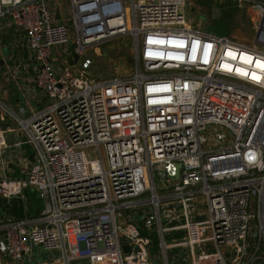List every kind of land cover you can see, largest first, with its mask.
<instances>
[{
  "label": "built area",
  "instance_id": "obj_1",
  "mask_svg": "<svg viewBox=\"0 0 264 264\" xmlns=\"http://www.w3.org/2000/svg\"><path fill=\"white\" fill-rule=\"evenodd\" d=\"M65 1L0 0L29 54L12 72L41 104L0 100L18 122L0 126V156L12 133L35 158L0 175V196L43 201L37 222L0 220V264H152L153 245L164 264H264V0H239L252 42L193 26L188 0H67L66 15ZM121 34L134 70L90 77L86 50Z\"/></svg>",
  "mask_w": 264,
  "mask_h": 264
},
{
  "label": "rangeland",
  "instance_id": "obj_2",
  "mask_svg": "<svg viewBox=\"0 0 264 264\" xmlns=\"http://www.w3.org/2000/svg\"><path fill=\"white\" fill-rule=\"evenodd\" d=\"M126 3L129 0H125ZM215 0H188L187 2V17L189 23L193 26L201 27L202 29L212 32L215 34H225L234 38H241L247 40V42H252L255 40L256 32H255V21L257 20L256 13L250 8L249 4L244 3L240 4L239 0H218V5L214 2ZM68 2L65 1V5L63 8V13L68 14ZM196 6V8H194ZM214 6H218L220 9V14H218V18L214 19L212 17V8ZM2 37H0L1 40ZM14 38H17L14 37ZM5 43L12 42L9 37ZM3 43V42H2ZM76 46V42L73 40L68 45V50L64 52V48L60 50V57L62 59V64H70L74 63V59H72L68 52H74ZM16 49V50H15ZM16 51V52H13ZM106 52V54H105ZM85 56H89L94 59V63L91 67V71L89 73L90 77H94L97 79H103L104 77H117L124 76L134 70V39L130 34H121V36L113 37L110 40H105L96 47L88 48L86 50ZM83 55V56H84ZM0 58L4 59V65H1L0 61V96H2L1 87L5 88L9 95H24V92H19V81L15 80V74L12 72L15 67L23 64L26 59L29 58L28 51L24 46L18 44L17 46L13 44H9L8 47L4 46L1 50L0 48ZM10 60V61H9ZM7 67V69H6ZM6 70H8L6 73ZM18 75V73H16ZM19 79H22L19 75L17 76ZM21 82V81H20ZM15 98L12 97V105ZM8 103V102H7ZM9 104V103H8ZM9 106L18 113L19 108L15 109L11 104ZM28 99H24L21 101V108H28ZM4 113L5 116L0 120V126L8 124L17 125L18 122L14 118L11 112L8 110H4L2 105L0 104V114ZM20 114V111H19ZM1 116V115H0ZM26 138V137H25ZM17 152H14V158H16ZM17 172L9 173L7 172L6 177H17L22 176L23 174L20 172L21 167L17 164L16 166ZM2 170V168H0ZM2 172V171H0ZM1 174V173H0ZM4 177V174H1ZM26 197L32 198V201H27V205L30 208L34 206L37 207L40 202L39 197H37V193L32 191L31 189L27 193ZM24 209V202H21ZM132 214L138 216V220L142 225L140 227L141 233L146 235L147 229L144 228L145 219L147 217L146 211L141 209H134ZM156 235L153 236L156 243ZM171 239L170 237H168ZM36 261H44L47 259L45 255V251L41 246H36ZM152 252V264H164L163 254L160 255V252L157 251V247L155 245L151 248ZM172 256L173 253L171 252Z\"/></svg>",
  "mask_w": 264,
  "mask_h": 264
},
{
  "label": "crops",
  "instance_id": "obj_3",
  "mask_svg": "<svg viewBox=\"0 0 264 264\" xmlns=\"http://www.w3.org/2000/svg\"><path fill=\"white\" fill-rule=\"evenodd\" d=\"M217 5H218V0L214 1ZM194 8H196V6H194ZM14 28L11 26L10 22H8V19H5L4 22L0 23V48L1 50L4 48V46H7L10 44H12L13 42H9V43H5L4 41H7L8 38H11V41L13 39V35H14ZM15 37V35H14ZM241 39V38H239ZM244 41H247L245 39H241ZM3 42V43H2ZM15 52V51H13ZM0 60L3 61V64L1 63V65H4L5 61L4 59L0 58ZM10 61V60H9ZM27 61V59H26ZM7 69V67H6ZM8 71V70H6ZM15 80L19 81V88L18 91L19 92H24V95H9V93L6 90V87L3 88L1 87V91H2V96H0V100H2L5 104L8 102L9 104H11V106H13V108L18 109L20 111L21 114V101L24 100L25 98L28 99V110H33L34 108H39L41 106V104L38 102V98L40 99V94H31V89L33 90L32 86L29 87L28 83H24L23 80H20L17 76L14 77ZM21 81V82H20ZM37 95V96H36ZM12 97H14L15 102L13 101V105H12ZM37 98V99H36ZM7 103V104H8ZM8 104V105H9ZM15 109V110H16ZM18 111V114H19ZM0 120L2 117L5 116V114L2 112L0 114ZM11 126H15L12 124H8L6 123V125L1 126L3 128L6 127H11ZM11 134V133H10ZM9 134V135H10ZM14 139H15V144H9V146L7 147V149L1 154L0 156V168H2V172H0L1 174H4V178L6 177V173H15L17 172L16 166L17 164L21 167L20 172L23 174L22 176H17V177H8V178H24L27 174V170L29 168V165L31 164V162H33L34 160L31 158V155L33 153V147L31 145V143L27 142V138H25V136H18V135H14ZM18 142H22V144H17ZM17 152V160H15L14 158V152ZM35 159V158H34ZM0 174V175H1ZM2 176V175H1ZM7 178V179H8ZM35 191L37 193V197H39L38 192L32 188V187H27L24 190V197H11V198H3L0 196V220L4 221L7 220L9 217H12L14 219H23V218H28L30 217L34 222H37V218L39 217V214L41 213V210L43 208V201L41 199V197H39L40 202L37 207H33L30 208L27 205V201L31 202L32 198L26 197L27 193L29 192V190ZM24 202V209H23V205L21 202Z\"/></svg>",
  "mask_w": 264,
  "mask_h": 264
},
{
  "label": "water",
  "instance_id": "obj_4",
  "mask_svg": "<svg viewBox=\"0 0 264 264\" xmlns=\"http://www.w3.org/2000/svg\"><path fill=\"white\" fill-rule=\"evenodd\" d=\"M218 14H220V9H219V7L218 6H214L213 8H212V17H214V19H216V18H218L217 16H218ZM60 18H61V15H60V8L59 7H57L56 8V19L57 20H60ZM105 54H106V52H105ZM78 55L76 54V53H74V59L77 61L78 59ZM1 61V63L3 64V61L2 60H0ZM8 142H9V144H15V139H14V135L11 133L10 135H8ZM34 152L32 153V155H31V158L34 160ZM199 219H203V217H200ZM123 249L126 251V250H129V247H128V245L126 244V245H124L123 246Z\"/></svg>",
  "mask_w": 264,
  "mask_h": 264
},
{
  "label": "trees",
  "instance_id": "obj_5",
  "mask_svg": "<svg viewBox=\"0 0 264 264\" xmlns=\"http://www.w3.org/2000/svg\"><path fill=\"white\" fill-rule=\"evenodd\" d=\"M156 241H157V237H156Z\"/></svg>",
  "mask_w": 264,
  "mask_h": 264
}]
</instances>
